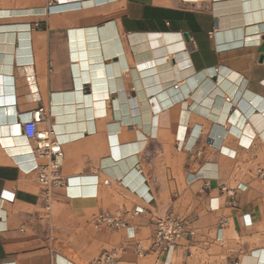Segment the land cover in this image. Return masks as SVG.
<instances>
[{
    "label": "crops",
    "instance_id": "1",
    "mask_svg": "<svg viewBox=\"0 0 264 264\" xmlns=\"http://www.w3.org/2000/svg\"><path fill=\"white\" fill-rule=\"evenodd\" d=\"M58 1L0 0V14L9 12L0 15V108L9 113L16 105L21 114L43 106L54 127L73 115L83 127L63 145L64 176L79 180L84 197L96 194L89 185L97 177L110 185L101 184L97 198L56 189L48 207L36 174H26L36 163L18 115L19 132L0 137V264H90L110 249L123 250L120 264H137L129 235L148 240L155 214L191 220L193 201L213 226L229 217L228 226L219 238L182 239L168 257L152 252L153 264H178L194 248L220 249L223 264H259L255 250L264 238L255 232L264 231V196L229 168L253 172L255 160L239 156L257 141L264 146V18L244 24L241 0ZM209 81L231 98L229 108L221 96L194 100V89ZM160 86L169 87L166 96H156ZM181 109L190 113L183 127ZM213 168L218 180L209 184L233 179L247 186L235 208L219 189L198 195ZM132 170L141 180L131 176L128 184ZM190 175L200 179L189 184ZM212 198L219 211L210 210ZM137 207L146 212L129 221L130 233L91 225L100 212ZM233 233L238 239L229 238Z\"/></svg>",
    "mask_w": 264,
    "mask_h": 264
},
{
    "label": "built area",
    "instance_id": "2",
    "mask_svg": "<svg viewBox=\"0 0 264 264\" xmlns=\"http://www.w3.org/2000/svg\"><path fill=\"white\" fill-rule=\"evenodd\" d=\"M49 2L57 3L58 0H48ZM37 100V99H36ZM24 116H28L27 120H23ZM21 118L22 131L27 140H29L34 147L35 154V167L31 173L36 174L39 185L42 188V195L48 207L54 200V191L56 189L71 190L75 187L70 177L64 176L62 172L63 167V144L59 141L54 124H52L46 108L39 106L30 112H24L19 114ZM234 158V157H231ZM214 169V168H213ZM207 173L206 186H209L211 180H218L216 169ZM258 175L261 179H264V169L258 170ZM190 175L188 177V183L193 184L199 179L190 181ZM202 178V177H201ZM109 186L110 180H104L97 182V192L93 196L84 197L77 193L80 198H97L98 189L100 185ZM247 186L237 184L236 186L229 188L224 185L221 188V194L225 196V203L227 206L236 207V197L239 192H245ZM148 197V198H147ZM144 200L150 204L154 198L150 196L148 190V196ZM217 202L214 205V202ZM221 208L219 198L210 199V210L219 211ZM146 212L142 207H137L132 210L118 211V212H100L96 214L92 220L91 225L96 230L108 229V230H122L126 229L128 232L132 229L129 226V221L140 217ZM230 222L229 217H222L218 220V226L220 229H225ZM153 224L155 226L154 235L149 248H145L144 245L135 239V234H130L131 239H135L134 250L137 256H144L149 250L153 252H159L165 254L168 257L176 249L178 243L184 238V236H195L196 231L193 227V223L190 219H179L173 214L167 212L164 214L153 215ZM130 233V232H129ZM122 249H110L104 250L97 257H95L90 264H119L122 258ZM238 264V263H237Z\"/></svg>",
    "mask_w": 264,
    "mask_h": 264
},
{
    "label": "bare ground",
    "instance_id": "3",
    "mask_svg": "<svg viewBox=\"0 0 264 264\" xmlns=\"http://www.w3.org/2000/svg\"><path fill=\"white\" fill-rule=\"evenodd\" d=\"M227 2V1H226ZM223 3V2H222ZM240 7H241V10L245 11L246 12V18L244 19V24L245 23H248V24H251V22L253 21H256V20H259V19H263L264 18V0H248V1H243L241 0V3H240ZM220 5V4H219ZM224 7V6H223ZM255 9V12H252V10ZM23 11V9H22ZM29 11V10H28ZM251 11V12H250ZM9 12H3L1 14H8ZM29 13V12H28ZM0 14V15H1ZM45 14V13H44ZM223 14V13H222ZM228 14V13H227ZM243 14V12H242ZM224 15H226L224 13ZM229 15V14H228ZM236 15V14H235ZM240 15V14H239ZM231 16V15H230ZM244 18V17H243ZM237 23V22H236ZM242 23V22H241ZM241 23L239 24H232V28L234 27H242ZM252 24H255V23H252ZM238 25V26H237ZM257 25V24H256ZM247 26V25H246ZM247 28V27H246ZM244 29V28H243ZM248 38V37H246ZM246 38H245V42H246ZM212 80V79H211ZM31 81H34V78L31 77ZM184 83L182 84H179V86H183ZM22 85V84H21ZM31 85V84H30ZM33 86V89H35V86ZM171 87V86H170ZM174 88V87H173ZM192 89H194V87L192 86ZM23 90V89H22ZM169 90V87L168 88H163L162 86H160L158 89L154 90L157 94L156 96L157 97H162V96H166V93L168 92ZM146 91V90H145ZM151 93V92H150ZM213 97L215 98L216 96H221L224 98V102L226 103V108H229L227 105L230 104L231 102V98L226 95V93L215 83V82H212V81H209L208 83H204L202 85H200L198 88L194 89L193 91V94H192V97L194 98V100L199 104L202 100L205 99V97ZM254 95L253 94H248L247 97H249V99L252 100V97ZM182 97H184V95L182 94V96L178 97H171V99H167L168 100V104H173V101H177L179 98L181 99ZM69 99V98H68ZM134 100V99H133ZM173 100V101H172ZM145 101V100H144ZM253 101V100H252ZM128 102V101H127ZM131 102V101H130ZM134 102V101H133ZM158 102V101H157ZM17 103V102H16ZM249 103V102H248ZM15 104V103H14ZM70 104V103H69ZM132 104V103H131ZM197 104V110L199 112V108H200V105ZM234 104V103H233ZM251 104V103H250ZM129 105V103H128ZM161 105V104H160ZM18 106V105H17ZM124 106V105H123ZM132 106V105H131ZM139 106V105H138ZM163 106V104H162ZM249 106V105H248ZM144 107L148 110L150 109L151 110V107L150 105L147 103V101L144 103ZM164 107V106H163ZM194 107V106H192ZM195 107V108H196ZM61 108V107H60ZM122 108V107H121ZM125 107H123L124 109ZM127 108V107H126ZM125 108V109H126ZM129 108V107H128ZM130 109V108H129ZM191 109V108H190ZM218 109V108H217ZM217 109L215 110V113L217 111ZM18 110V109H17ZM131 110V109H130ZM182 110V109H181ZM202 110H207L206 108H202ZM212 110V109H211ZM214 110V108H213ZM221 110V109H220ZM256 110V109H255ZM254 110V111H255ZM263 110V109H262ZM63 111V110H62ZM124 111V110H123ZM219 111V109H218ZM222 111V110H221ZM127 112V111H126ZM194 112V111H193ZM196 112V111H195ZM214 112V111H213ZM223 112V111H222ZM253 112V111H252ZM128 113V112H127ZM210 113V112H209ZM125 114V113H123ZM213 114V113H211ZM19 113H17L16 111V105H12L10 106V109H9V113H8V110H7V107H1L0 108V137H6V136H10V135H13V134H17L19 131H18V125L16 123L17 122V117H18ZM189 111L188 110H185L183 109L182 112H181V115H180V125H182V127L188 122V119H189ZM208 115V114H207ZM218 115V113H217ZM216 115V116H217ZM132 116V115H131ZM213 116V115H212ZM135 117V116H134ZM28 119V116L24 119V120H27ZM129 118H127L128 120ZM131 119V118H130ZM212 119V117H211ZM228 117H226V119H222L221 120V123L222 124H225L226 121H227ZM63 121L61 122L59 125H56V134H57V137L59 139V141L65 145L66 143H69L68 141L71 140L72 138H75V137H78L80 136L81 134L78 133L79 132V127L82 128L83 127V124L78 121H74V117L73 115H65L62 116L61 119H59V121ZM77 120V119H76ZM125 120V118H124ZM132 120V119H131ZM130 120V121H131ZM126 121V120H125ZM147 122L149 121L150 123V128L152 129L153 128V122H154V115H152L150 117V119L146 120ZM123 122V120H122ZM217 122V121H216ZM125 123V122H124ZM129 123V122H127ZM132 124V123H131ZM88 125V124H87ZM128 125V124H127ZM133 125V124H132ZM92 126V125H91ZM93 128V127H92ZM254 129V128H253ZM21 130H22V125H21ZM88 130V129H87ZM247 130V128L245 129ZM23 132V131H22ZM89 132V131H88ZM91 132H92V129H91ZM24 135V134H23ZM25 137V136H24ZM26 139V138H25ZM29 141V140H28ZM62 145V146H63ZM225 150V149H224ZM34 147L32 149V153H33V156L35 157V154H34ZM118 154V151H114V155ZM107 158V157H106ZM108 159V158H107ZM112 159V158H111ZM114 162V161H113ZM117 165V164H116ZM111 166V165H110ZM114 166V165H113ZM106 168V167H105ZM119 168V167H118ZM120 169V168H119ZM121 171V170H120ZM122 173V172H121ZM131 174L129 176L126 177V182L129 184L131 183L130 182V178L131 176H137V178L135 180H141V177L140 175H138V172L137 170H132L130 172ZM125 176V175H124ZM115 178V177H114ZM134 178V177H133ZM72 179V182H73V185L75 187L71 188V190H75L76 193H79L80 194V189H79V180L75 177V178H71ZM100 181L97 177V180L96 182H93V184L89 185V186H94L96 187L97 185V182ZM88 187V186H87ZM83 196V194H81ZM255 255L258 257V263L259 264H264V247L262 248H259V249H256L255 250Z\"/></svg>",
    "mask_w": 264,
    "mask_h": 264
},
{
    "label": "rangeland",
    "instance_id": "4",
    "mask_svg": "<svg viewBox=\"0 0 264 264\" xmlns=\"http://www.w3.org/2000/svg\"><path fill=\"white\" fill-rule=\"evenodd\" d=\"M248 158L255 160L254 163L255 166L253 172L251 169L249 170L247 166L241 167L240 170L230 167L229 168L230 172L234 173L233 178H237L239 180L250 178L253 181L252 183L253 187L256 190H259L261 192V195L264 196V179H261L257 173L259 169H264V146L261 144V141H257L254 147L252 148V150L248 152H244L239 156L241 162L244 160L247 161ZM224 185L228 186L229 188H232L235 186V183L233 179H229L228 182L226 183H221V181L214 182V184L213 183L209 184L208 187L206 186V182L203 184L201 183L200 189L198 191V195L203 196L206 193L210 192L211 190H216V189H219V191L221 192V188ZM236 204H237V199H236ZM174 216L179 219H185L184 215H174ZM188 217L191 218L192 223H195V221L200 223L197 224L196 226L194 224V228L196 231L195 236L191 237L186 235L184 236L183 239L219 238L220 235L222 234V231L224 230L219 228L218 223H216L215 226H213L212 217L208 216L207 214L203 213V211L200 210V205L198 201L196 202L193 201V212L192 215ZM245 221H247V219ZM249 221H250L249 223L250 224L249 227H250L252 223V219L250 218ZM102 230H108V229H102ZM108 231L114 232L119 230H108ZM255 234L259 235L258 238L261 236L264 238V231L262 230L255 232ZM153 235L154 232L152 233V235L149 237L148 240H144V241L137 238L136 236L135 239L139 240L144 245L145 248H149ZM229 238L238 239V236L235 233H233L232 235L229 236ZM135 239H131V240L135 242L136 241ZM152 252H153L152 250H149V252H147L144 256L135 257L136 261L135 260L134 261L137 264H153L154 263L153 259L151 261V258H148V256H150ZM224 262H225V258L220 252V249L218 248L209 249L207 253L206 252L200 253V251L197 248H194L191 250V254H186L184 256H181L180 260H178V264H223Z\"/></svg>",
    "mask_w": 264,
    "mask_h": 264
}]
</instances>
